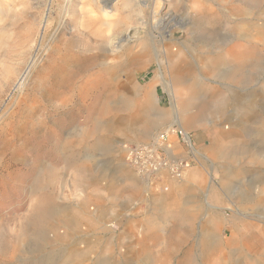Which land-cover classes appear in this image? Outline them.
<instances>
[{
  "label": "rangeland",
  "instance_id": "1",
  "mask_svg": "<svg viewBox=\"0 0 264 264\" xmlns=\"http://www.w3.org/2000/svg\"><path fill=\"white\" fill-rule=\"evenodd\" d=\"M139 1L0 0V264H264V0ZM169 30L197 88L183 118Z\"/></svg>",
  "mask_w": 264,
  "mask_h": 264
},
{
  "label": "bare ground",
  "instance_id": "2",
  "mask_svg": "<svg viewBox=\"0 0 264 264\" xmlns=\"http://www.w3.org/2000/svg\"><path fill=\"white\" fill-rule=\"evenodd\" d=\"M133 1L137 3V6L140 3L139 0H133ZM160 9H162V6L160 4L153 8L154 18H155V14H158ZM202 9H204V7H202ZM157 21L159 20L158 19L152 20L151 24L148 26L144 23H140L139 24L140 27H137V29L136 28L132 29V31L130 32V35L128 34L130 29L126 31V34H124L125 36L123 37L124 39L122 42H125L124 44L127 46L128 49H130V51L127 53V56H126L127 61H134V62L141 61L143 58L146 57L147 50L153 39V36H152L153 32L151 31V28L153 27L159 30V22ZM110 25L111 24L108 25L109 27L104 26V28H102L103 27L102 24L100 26L101 33L103 34L102 35L103 37L101 39V45L99 46L100 50H103V49L106 50L107 46L108 47L114 46V42H111L110 33H111L112 25L111 26ZM145 29L147 30V32ZM137 34L139 36L144 35V34H147V35L142 40H134L133 38H135ZM164 35H167L168 43L162 44V50L168 56V62L171 64L169 78H167L165 81V88L170 93L172 102H173V99H175L176 101H178V104L182 107V109H180V112L183 118L188 111L187 110L188 101L191 100V98L195 97L197 93V88H196V84L192 82L187 76L188 68H184L183 66L184 60L182 56L180 55V51L178 52L172 51V49L174 48L173 44L179 41V39L175 37V31L173 30H169L168 32L166 31ZM124 44H121L120 46L122 47L124 46ZM113 51H116V50L114 49ZM99 57H102V62H100V64L101 65L103 64L104 66V69H103L104 80L100 76H97L96 80L98 82L102 81L101 83L105 84V87L109 89V91H112L113 86H116L114 84V79H113V76L116 74L113 72V66H117L119 62L118 59H120V56L115 55L112 57L111 55H105V56L99 55ZM91 62H96L95 56L90 59L88 58L86 61H83V62L77 61L75 63L78 68L84 69L85 66L89 65V63ZM216 65H217V61L215 58H211V60H208L205 63L207 72L214 70ZM70 79L71 77L69 74L61 75L60 77L57 78V82H56L57 87L64 86L68 81H70ZM106 93L108 92L106 91ZM107 101H109V97H107ZM158 102H159V99L156 98V94L153 93L152 95V91H147L146 93H144L142 99L140 100L139 105H138V108L140 110L138 109L139 111L135 115H140L141 110L148 111V109L152 105H154V103L156 106ZM116 129H119V128L116 127ZM81 219L83 220L82 216H81ZM82 223L83 222L80 221L79 225H82Z\"/></svg>",
  "mask_w": 264,
  "mask_h": 264
},
{
  "label": "clouds",
  "instance_id": "3",
  "mask_svg": "<svg viewBox=\"0 0 264 264\" xmlns=\"http://www.w3.org/2000/svg\"><path fill=\"white\" fill-rule=\"evenodd\" d=\"M90 10V9H89Z\"/></svg>",
  "mask_w": 264,
  "mask_h": 264
}]
</instances>
